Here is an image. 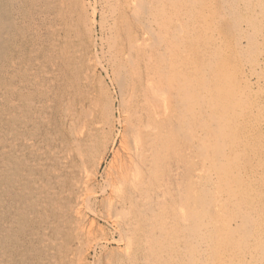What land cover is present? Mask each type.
I'll list each match as a JSON object with an SVG mask.
<instances>
[{"label": "bare ground", "instance_id": "1", "mask_svg": "<svg viewBox=\"0 0 264 264\" xmlns=\"http://www.w3.org/2000/svg\"><path fill=\"white\" fill-rule=\"evenodd\" d=\"M45 1L0 0V150L15 151L3 171L32 193L42 246L57 250L46 264H264V156L250 142L264 134V0H55V12ZM20 24L31 32L19 37ZM34 51L46 72L22 58ZM98 70L119 89L117 116L93 86ZM50 112L57 137L39 132ZM179 134L190 154L203 150V168L163 182ZM194 179L212 191L215 218L202 220ZM68 228L77 250L48 237ZM229 237L237 245H218Z\"/></svg>", "mask_w": 264, "mask_h": 264}, {"label": "rangeland", "instance_id": "2", "mask_svg": "<svg viewBox=\"0 0 264 264\" xmlns=\"http://www.w3.org/2000/svg\"><path fill=\"white\" fill-rule=\"evenodd\" d=\"M54 1L55 0H46L45 1V4L48 8V11L55 12L54 11ZM29 28H31V27H27V25H25V24H22V25L20 24L19 32H17V33H19V37H22L23 36L22 34H24V33L29 34V32H31V30L29 31ZM221 28L226 32L230 31V26L228 24L222 23ZM52 34H53L52 31H47V29H46V30L42 31L41 37L43 40H49L52 38ZM12 51L13 50H11L10 53ZM28 55H30V56H28ZM79 56H80V54L78 53L76 55V60L78 62H80V65L82 66L84 64L85 60H83V58L81 59V56L80 57ZM11 57L14 58L15 56H12V54H10L9 58H11ZM22 58H24L25 62H28L27 64H31V62L27 60L29 58H31L33 60V63H35V60H36V63H37V65H39V68H40L38 70L42 71V72L47 71L48 62L46 61L45 57L42 56L41 52L38 53L37 51H34V53H32V54L22 55ZM82 60H83V63H82ZM40 65H42L44 67H41ZM96 73H97V75H96ZM96 73H95V76L92 78L93 86L95 88H97V90H100L101 92H103V94L105 95V98H106V102L112 104L114 115L117 116L116 111H117V106H118L117 102L119 101V99H118L119 98V91H118L119 89L117 88L116 84L112 82L111 79H108V77H106L104 75V73L102 71L98 70ZM93 79H95V80H93ZM0 80H1V78H0ZM3 81L8 83V86L10 83L13 82L11 77H6V76L4 77ZM226 87H228V85ZM227 89H231V91L234 90L233 88H227ZM9 93L12 94L11 91ZM8 96H10V95L8 94ZM3 107H7L8 110H9V108H11L10 106H5V105H3ZM48 119H49L48 120L49 126L46 128L40 127L39 132H41V133L46 132V133H49L50 135L57 137V135H58L57 131L58 130H57L56 117H55L54 112H50L48 114ZM1 121H2V123L0 124V126L7 128L8 124L6 121H8V118L5 116L0 117V122ZM3 123H5V124L3 125ZM4 128H1V130L3 129V131H5ZM6 131H7V129H6ZM187 136L188 135L179 134V137L177 138V141H176V146H175L174 151L169 152L166 155L167 156L166 159L160 163V168H159L160 176L159 177H160V179H163V182L171 183L175 180H179L181 183L182 179L186 178V176L192 175V173L195 174V172L197 174L203 168V161L201 160V155H202L203 150L197 151V152L191 151V154H190V152L187 151L188 146L190 145V139H188L189 137H187ZM197 137L198 136H196V139H193L192 145L195 144V142H196V146L197 145L199 146V144H197L198 143ZM193 138H194V136H193ZM57 139H59V138H57ZM110 139H111L110 135H105L101 139L102 145L100 148H102L104 146V144L109 145L111 143ZM191 141H192V139H191ZM250 142L254 143V145L256 147L255 150H256V152L258 151L257 156L263 157L264 156V143H263L264 142V134L262 133V135H261L260 133L259 134L254 133V135L251 136V138H250ZM1 146L2 145L0 144V148H1ZM196 150L197 149H195V151ZM0 152H1L0 153V186H1L0 187V263L1 264H20V262H21V264H46V261L57 250L55 249V251H50L45 246H42V245H46V244H44L45 237H43L45 232H44V230H42V229L39 230V229L41 228V226H43L44 220L33 218V216L30 214V212L34 211L33 209L35 208V203L34 204L31 203L32 200L28 202V200L31 198L32 193L28 190L22 192L21 190H19V188L16 186V184L13 186V183H12L13 180L15 182L13 170L12 171L9 170V172L7 170V173H9V174H7L6 172L3 171L4 168H2V167H4V166H2V165H3V163H5V160L8 158L6 155L7 154H13L16 156L15 151H13L12 153H9V152H2L0 150ZM249 154H252V153H249ZM249 154L247 153L248 156H246V157L242 156V159H241V162H243L246 165H248L249 162L252 160V157H250ZM56 157L59 158V157H61V155L56 154ZM111 158H112V155H111V153H109L106 161L102 165V168H101L99 176H98V184L99 185L102 184V179H103V176L105 174V169H106V167L109 166ZM2 159H3V161H2ZM30 159H31V157L27 156L24 161L27 162L26 160H30ZM21 170L30 172L31 174H34L35 176L37 175V177L43 178V171L30 169V168H27L26 166L21 167ZM173 170L177 171L176 172L177 175L175 178L173 177V173H172ZM45 172H46V177H47L48 172L47 171H45ZM12 175H13V179L11 178ZM65 177L66 176H64V175L62 176V178H65ZM6 178L9 180H6ZM48 178L51 182L54 181V177L52 175H49ZM67 178H70V177L67 176ZM9 183L11 184V186H8ZM193 183H194L193 185H194L195 205H196L197 209L202 210L201 211L202 220L205 219V215L207 216V213H208V216L210 218L211 217L215 218V214H214L213 207H212V203H213L212 191L202 187L204 184L202 180H201V182H197L196 179H194ZM198 184H200V186ZM198 186H199V188H198ZM1 202H3V204H1ZM18 208H19V210H18ZM235 214L236 213L233 212L232 209H230L227 212L226 217L227 218H233L236 216ZM99 226H98V228L96 227V231H98L97 233L99 235L108 234L107 233L108 229H107V227H105V224H103V222H99ZM70 229L71 228H68V229L62 230L58 233L55 231L49 232L48 237L52 240H54L58 237L59 242L56 244L67 245V246L71 247L73 250L74 249L77 250L76 245L79 244V242H77L78 236L74 230L71 229L72 230L71 231ZM236 231H240V230L239 229H232L231 230V232L233 234L232 236H234V239H239L238 236L235 235ZM81 238H82L81 242H87V240H88V238L86 236H83ZM232 239H233V237L232 238L229 237L228 239L223 240L224 242H220V244H218V245H232V243H233L232 241H234ZM17 240H18V242H17ZM47 245H55V244H47ZM109 245H110L109 251L111 250V252L114 254L118 253L119 246L115 242H112ZM234 245H237V244H233L232 246H234ZM249 245H251V243ZM113 251H116V253ZM91 262H92V257H89L86 260L85 264H91Z\"/></svg>", "mask_w": 264, "mask_h": 264}]
</instances>
